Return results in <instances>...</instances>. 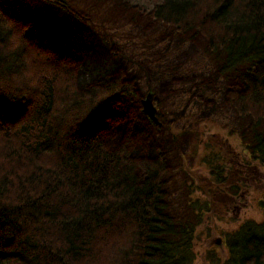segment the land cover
Segmentation results:
<instances>
[{
	"label": "trees",
	"instance_id": "1",
	"mask_svg": "<svg viewBox=\"0 0 264 264\" xmlns=\"http://www.w3.org/2000/svg\"><path fill=\"white\" fill-rule=\"evenodd\" d=\"M6 1L0 264H195L211 201L170 123L217 122L264 164V0ZM226 241L209 264H264V218Z\"/></svg>",
	"mask_w": 264,
	"mask_h": 264
},
{
	"label": "rangeland",
	"instance_id": "2",
	"mask_svg": "<svg viewBox=\"0 0 264 264\" xmlns=\"http://www.w3.org/2000/svg\"><path fill=\"white\" fill-rule=\"evenodd\" d=\"M6 2L14 5L16 0ZM149 95L146 98L148 104L154 101ZM170 128L179 138L184 137L181 141L186 146L184 164L192 176L193 195L211 201L205 221L197 230L195 245V264H209L206 258L209 252L221 254L227 250L229 232L245 221L264 218L261 205L264 200V164L251 158L239 134L230 133L217 122L201 121L196 124L182 120L170 123ZM185 133L189 134L184 136ZM214 152L218 156L214 164L226 166L220 171V177L212 173L208 161L215 160V156L208 158ZM180 196L186 197L185 194Z\"/></svg>",
	"mask_w": 264,
	"mask_h": 264
},
{
	"label": "water",
	"instance_id": "3",
	"mask_svg": "<svg viewBox=\"0 0 264 264\" xmlns=\"http://www.w3.org/2000/svg\"><path fill=\"white\" fill-rule=\"evenodd\" d=\"M149 97L152 98V95L150 94ZM147 99H148V98H147ZM147 99H145V100L143 101V104H144V111H145L146 114H148V115H150L151 117L155 118L156 108H155L153 102L148 104L149 101H147Z\"/></svg>",
	"mask_w": 264,
	"mask_h": 264
}]
</instances>
